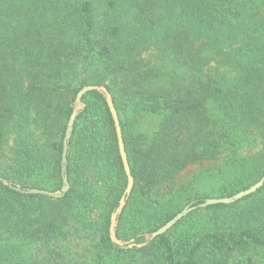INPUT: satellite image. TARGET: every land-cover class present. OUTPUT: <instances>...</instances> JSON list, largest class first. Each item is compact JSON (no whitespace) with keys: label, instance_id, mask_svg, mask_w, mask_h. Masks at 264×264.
Masks as SVG:
<instances>
[{"label":"trees","instance_id":"16d2710c","mask_svg":"<svg viewBox=\"0 0 264 264\" xmlns=\"http://www.w3.org/2000/svg\"><path fill=\"white\" fill-rule=\"evenodd\" d=\"M142 45L152 46V60L141 56ZM210 45L214 54L207 53ZM212 61L222 70L212 73ZM86 85L110 92L134 181L117 216L118 240L141 244L144 233L205 200L177 208H170L173 197L152 201L161 182L190 164L222 154L234 160L252 143L260 151L241 161L242 179L224 184L217 198L249 187L252 174L264 175V0H0L2 178L61 188L66 125ZM210 100L222 106L217 120L207 113ZM82 102L66 155L69 188L61 197L20 193L0 181V264H70L58 247L75 221L98 232L88 264H232L236 255L264 250V200L236 224L218 223L226 208L255 192L194 209L140 247L113 242L110 217L127 177L103 94L88 91ZM145 112L163 114L151 137L132 129L133 118ZM263 189L264 183L257 191ZM90 213L96 224L82 223ZM29 245L36 256L27 262L22 246Z\"/></svg>","mask_w":264,"mask_h":264},{"label":"rangeland","instance_id":"374dc122","mask_svg":"<svg viewBox=\"0 0 264 264\" xmlns=\"http://www.w3.org/2000/svg\"><path fill=\"white\" fill-rule=\"evenodd\" d=\"M213 45H210L208 47V54H214V52L217 51L216 46ZM138 51L140 52L141 56L145 58V60L153 59L154 50L152 49V46L142 45ZM210 66V70L212 71V73H214L216 70H222L220 64L216 63L215 61H212L209 67ZM161 82V78L153 81L154 84H158ZM206 108L207 113L212 120H217L221 117L222 106L220 107L219 102L210 100L207 103ZM162 117V113L152 114L145 112L133 118L132 129L136 133H142L148 137H151L156 131ZM9 145L12 144L9 142ZM251 145L252 143H244L238 149L236 156H234L235 159L231 161H225V155L222 154L216 159L202 160L188 165L178 175L170 177L169 179L161 182V186L159 187L158 191L155 192L152 196V201L156 205H159L163 202H166L167 199L173 197L174 200H171V203H169V205H172L173 207L170 208H177L182 204H189L195 198H217L218 192L224 186V184H226L232 178H235V180L239 178L242 179L241 170L239 168L241 161H243V159L247 160L249 157L252 158V156L260 151V146L254 147ZM233 165L237 167H233ZM235 168L237 169L234 170ZM245 173L251 174L250 168L248 169V171L246 170ZM93 176V174L90 175L91 178ZM256 179V175L252 174L247 181L254 184L259 180ZM14 185L21 188H28L16 183ZM60 189L58 191H60ZM263 200L264 189L256 191L250 197L237 201L233 206L226 208L221 213V220L218 222L219 227L236 224L240 221L241 214L245 212L255 211L259 204L263 205ZM166 206H168V204H166ZM95 222V213L86 214L84 222L82 221V223L84 224H94ZM117 222L118 221H116V226ZM66 230L67 235L64 240L59 242L58 250L61 251V254L70 264H88L94 257L93 246L98 238V232L96 231V229H94V227L83 225L81 223H78L77 221L70 222ZM149 235L150 233H144L145 240L149 237ZM17 241V239L13 240L14 243H16ZM119 241L123 242L124 244L134 242L133 239ZM17 245L21 246V242L18 241ZM22 249V257L25 261L30 262V259H34V257L36 256V250L33 246H22ZM246 256L252 257L253 264H264V250L262 249H257L253 252H247L245 255H236L232 264H235V261H238Z\"/></svg>","mask_w":264,"mask_h":264},{"label":"water","instance_id":"95a60500","mask_svg":"<svg viewBox=\"0 0 264 264\" xmlns=\"http://www.w3.org/2000/svg\"><path fill=\"white\" fill-rule=\"evenodd\" d=\"M98 91L103 94L105 101L107 103V106L109 108V111L112 115L113 121H114V126H115V131H116V136H117V142H118V150L119 154L121 157V161L123 164V168L127 177V184L125 187V190L122 194V196L119 199L118 206L116 209L112 212L111 217H110V225H109V235L110 238L113 242H115L118 245H127L128 247H132L133 245H136L137 247H140L142 245H145L148 241H150L152 238L159 236L161 234H164L167 230H169L173 225H175L181 218L186 216L189 212L193 211L194 209L197 208H203L208 205L212 204H218V203H223V204H230L233 203L247 195H250L254 192H256L264 183V175L254 184L250 185L248 188L244 190H240L236 192L235 194L229 196V197H221V198H207L203 202L192 205L189 204L186 207H184L180 212L175 214L170 220H168L164 225L159 227L157 230L153 231L150 233L149 237L141 244H135L134 242H129L124 244L123 242L119 241L116 238L115 235V226H116V221H117V216L123 209L126 199L129 197L132 187H133V177L130 173V168H129V163L124 147V142L122 138V132H121V127L119 124V118L117 111L115 109L112 96L110 92L107 90V88L104 85H86L83 86L76 94L75 100L73 103V110L69 116L67 125H66V130L63 138V150H62V162H61V171H62V186L60 191L55 192V191H50L46 189H39V188H21L19 186L14 185L11 182H8L6 179L2 178L0 176V181L3 182L5 185L9 186L13 190L20 192V193H31V194H42V195H47L51 196L53 198H59L61 197L69 188V182H68V177L66 173V155L68 151V143L69 139L71 137V132L73 129V124L75 121V118L77 114L80 112V110L84 107V102H82V97L84 94L88 91Z\"/></svg>","mask_w":264,"mask_h":264}]
</instances>
